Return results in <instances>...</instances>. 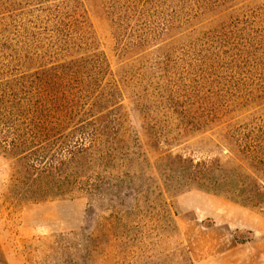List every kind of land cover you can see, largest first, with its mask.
<instances>
[{
  "label": "rangeland",
  "instance_id": "1",
  "mask_svg": "<svg viewBox=\"0 0 264 264\" xmlns=\"http://www.w3.org/2000/svg\"><path fill=\"white\" fill-rule=\"evenodd\" d=\"M53 68L110 100L143 157H227L221 142L181 130L200 109L255 130L264 147V0H0V113ZM1 137L0 264H135L76 188L32 200ZM171 204L194 264H249L250 242L264 241V212L223 195L186 189Z\"/></svg>",
  "mask_w": 264,
  "mask_h": 264
},
{
  "label": "trees",
  "instance_id": "2",
  "mask_svg": "<svg viewBox=\"0 0 264 264\" xmlns=\"http://www.w3.org/2000/svg\"><path fill=\"white\" fill-rule=\"evenodd\" d=\"M51 71L23 85L25 97L16 109L0 113V119L13 120L11 125L0 120V136L18 157L16 177L23 179L14 181L31 190L35 202L76 188L96 203L89 212L98 231L117 242L120 258L134 253L135 264H194L177 240L171 204L186 189L264 212V147L255 130L244 127L239 133L223 116L200 109L181 130L221 142L227 157L195 159L172 152L143 157L130 144L122 118L111 113L110 100L91 95L88 85L73 77L75 70L68 69L66 80L58 68Z\"/></svg>",
  "mask_w": 264,
  "mask_h": 264
},
{
  "label": "crops",
  "instance_id": "3",
  "mask_svg": "<svg viewBox=\"0 0 264 264\" xmlns=\"http://www.w3.org/2000/svg\"><path fill=\"white\" fill-rule=\"evenodd\" d=\"M254 246L250 249L248 258L249 264H264V241L254 242L251 241L250 245Z\"/></svg>",
  "mask_w": 264,
  "mask_h": 264
}]
</instances>
